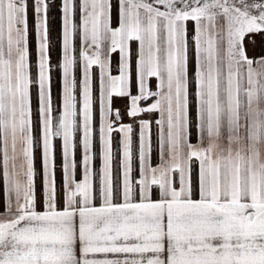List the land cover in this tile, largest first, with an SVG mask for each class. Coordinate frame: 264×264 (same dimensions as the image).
<instances>
[{"label": "snow or ice", "instance_id": "snow-or-ice-1", "mask_svg": "<svg viewBox=\"0 0 264 264\" xmlns=\"http://www.w3.org/2000/svg\"><path fill=\"white\" fill-rule=\"evenodd\" d=\"M72 9V0H63L57 105L48 5L0 0V180L7 210L0 218V264H264V57L254 66L243 47L247 33L264 32V0H119L117 29L110 27V0H82L79 83ZM189 20L194 21L192 68ZM131 40L139 41V95L131 97L128 115L159 113L161 163L150 166L152 122L140 120L138 179L133 177L132 126L114 128L109 119L111 97L129 95L125 53ZM106 41L109 52H121V74L107 81L100 51ZM88 47L95 48L92 56ZM94 64L101 69L98 169L93 168ZM149 77L159 81L156 92L147 89ZM153 96L149 106H139ZM115 115L119 120L118 110ZM113 131L122 133V171L115 173ZM194 132L195 145L190 143ZM57 140L63 160L59 193ZM35 147L42 149L43 211H37ZM193 159L199 161L198 199L193 198ZM153 186L159 189L156 200Z\"/></svg>", "mask_w": 264, "mask_h": 264}, {"label": "rangeland", "instance_id": "rangeland-1", "mask_svg": "<svg viewBox=\"0 0 264 264\" xmlns=\"http://www.w3.org/2000/svg\"><path fill=\"white\" fill-rule=\"evenodd\" d=\"M152 2V0H149ZM252 0H249L251 3ZM45 3L48 5L47 12V28L50 42V59L52 65V93L54 101L57 105H59V96L61 92V73L56 68L57 63L62 59V37H63V0H45ZM82 3V0H72V13L70 15V21L72 24L76 25V32L72 39V55L75 58V66H74V75L79 83L83 78V62L81 60V12L79 9V5ZM111 3V19H110V27L113 29H117L119 27V0H110ZM161 11H164V7L162 5H155ZM222 23V21H221ZM34 21H33V13L31 7L29 8V40H30V50H31V61L33 64L36 61V39H35V31H34ZM193 37H194V21L186 22V39L189 45V56H190V68L194 67L193 63ZM110 46V42H104L101 46V60L106 63L105 67V80L107 81L108 76L113 78L119 77L121 74V52L117 49L114 52H109L108 48ZM243 47L246 56L249 59L255 61L264 57V32L259 33H247L243 38ZM95 51L94 47L87 48V54L92 56ZM139 53V41L131 40L127 43V50L125 55L128 58L130 64V79L127 84V89L129 95L125 96H115L111 97V109L112 114H115L117 110L119 113L124 112L125 109L130 108V105H124L123 103L129 101L131 103V97L139 95V88L137 83V75H136V63L138 60ZM35 71V69H33ZM91 80H92V96H93V113L97 114L100 111V73L101 69L99 65H92L90 69ZM147 89L150 92H156L157 85L159 81L156 77H149L147 79ZM35 95V93H33ZM153 100H156V97H152ZM145 100H141L139 102V106H141V102ZM144 108V107H143ZM150 115L155 119H159V113H141L135 119H140L144 115ZM134 119V120H135ZM137 123V121L135 122ZM156 125L155 122H153ZM158 130V128H156ZM59 140L54 141V172H55V182L58 193L63 191V169H62V154L57 152L56 146L58 145ZM39 147L34 148V170H35V193L37 197V209H43L42 201H43V165H42V153L39 152ZM75 160L77 162V170H76V179L79 180L82 178V168L80 166L81 161V153H75ZM62 206V203L59 205ZM0 208L6 209V196L3 186V181L0 180ZM13 209H15V205L13 204Z\"/></svg>", "mask_w": 264, "mask_h": 264}, {"label": "crops", "instance_id": "crops-1", "mask_svg": "<svg viewBox=\"0 0 264 264\" xmlns=\"http://www.w3.org/2000/svg\"><path fill=\"white\" fill-rule=\"evenodd\" d=\"M144 102V101H143ZM141 102V104L143 103ZM154 101H151L147 104H142L144 108L149 106ZM124 105L129 106L131 103L129 101L123 103ZM142 107V108H143ZM116 114V113H115ZM112 114L109 119L112 121L114 128H119L121 125H131L132 126V148H133V177L135 179L139 178V160H138V148H139V121L140 120H150L152 122V127L150 131V140H151V153H150V166L152 168H156L160 163V155L158 152L157 147V140H158V130H156L157 125H154L153 122H155L158 119H155L154 117H151L150 115H144L140 119H135L136 117H131L128 115V109H125L124 112L120 113V119H116V115ZM135 119V120H134ZM100 120H101V113H93V128L95 130L94 132V146H93V152H94V158H93V168L98 169L101 165V160L99 157L100 152V145H99V127H100ZM137 121V123H135ZM122 133L119 131H113L111 133V145H112V151H113V170L114 173L119 171H122V167L120 165V161L122 160ZM198 142L197 134L194 132L192 136L190 137V143L196 144ZM58 149L57 152L62 154V142L59 141L58 145L56 146ZM39 152L42 153V149L38 148ZM75 153H81L80 148L78 147L75 151ZM199 169V161L193 159L191 161V171H192V177H193V190H194V199H198V195H196V187H197V174ZM174 175V184L178 187V174ZM158 192L159 189L156 186L152 187V199L156 200L158 198ZM62 203V202H61ZM96 206H99V201L94 202ZM62 207V206H61ZM44 209H37V211H43ZM6 209L0 208V218L4 217L6 214ZM15 209H13V212Z\"/></svg>", "mask_w": 264, "mask_h": 264}, {"label": "trees", "instance_id": "trees-1", "mask_svg": "<svg viewBox=\"0 0 264 264\" xmlns=\"http://www.w3.org/2000/svg\"><path fill=\"white\" fill-rule=\"evenodd\" d=\"M152 100H153V98L150 97L149 99L145 100L142 104H147V103L151 102Z\"/></svg>", "mask_w": 264, "mask_h": 264}]
</instances>
